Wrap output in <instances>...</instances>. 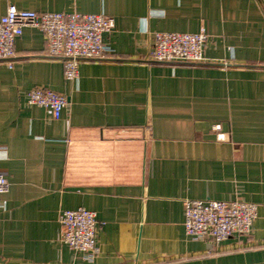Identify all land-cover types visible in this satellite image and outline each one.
Masks as SVG:
<instances>
[{"label": "crops", "instance_id": "crops-1", "mask_svg": "<svg viewBox=\"0 0 264 264\" xmlns=\"http://www.w3.org/2000/svg\"><path fill=\"white\" fill-rule=\"evenodd\" d=\"M11 4L113 17L115 51L68 81L26 27L0 61V264H264V0H0V17ZM203 27L205 61L153 59L155 32ZM36 87L67 96L60 119ZM186 199L255 202L253 230L192 239ZM78 207L97 214L93 262L60 240Z\"/></svg>", "mask_w": 264, "mask_h": 264}, {"label": "built area", "instance_id": "built-area-1", "mask_svg": "<svg viewBox=\"0 0 264 264\" xmlns=\"http://www.w3.org/2000/svg\"><path fill=\"white\" fill-rule=\"evenodd\" d=\"M40 29L46 39L50 56L64 62V76L75 81L83 60H104L114 53L104 35L115 28L113 17L79 12H37L19 9L11 4L0 17V61L13 65L16 40L24 28ZM206 27L199 32H155L152 57L162 62L205 61ZM28 103L44 107L54 119H60L68 104L67 96L50 88L36 87L28 92ZM221 129L220 124L214 126ZM218 139H225L219 134ZM9 180L0 174V195L8 192ZM258 215V204L241 199L185 200V230L192 239L220 243L234 236H248ZM60 240L74 252L93 262L98 254V221L95 211L85 207L65 209L59 215Z\"/></svg>", "mask_w": 264, "mask_h": 264}]
</instances>
